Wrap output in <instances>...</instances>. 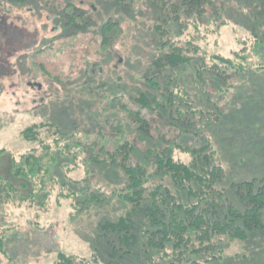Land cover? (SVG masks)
Instances as JSON below:
<instances>
[{
    "label": "trees",
    "instance_id": "1",
    "mask_svg": "<svg viewBox=\"0 0 264 264\" xmlns=\"http://www.w3.org/2000/svg\"><path fill=\"white\" fill-rule=\"evenodd\" d=\"M38 1L13 0L7 10ZM112 1L117 9H130L142 0ZM144 1L159 11L152 26L154 54L128 91L119 85L106 96L104 110L113 113L103 126L77 123L65 129L45 122L20 130L29 148L10 154V178L0 175V255L12 232L2 219L4 208L31 209L37 218L49 211L51 199L58 207L66 202L73 218L102 213L90 234L93 256L58 252L52 264H210L223 258L222 237L243 243L264 232V179L228 182L211 142L223 101L236 88L233 78L264 70V9L246 19L249 40L224 56L198 44L227 25L229 7L222 1ZM52 7L73 36L94 26L77 2ZM6 20L2 38L28 39ZM94 27L99 53L111 55L121 23L108 15ZM29 46L23 45L20 63L29 57ZM92 68L85 70L83 88L90 96L97 89ZM8 154L0 147V157ZM89 165L122 177L113 187L92 185ZM79 169L83 174L73 176Z\"/></svg>",
    "mask_w": 264,
    "mask_h": 264
},
{
    "label": "rangeland",
    "instance_id": "2",
    "mask_svg": "<svg viewBox=\"0 0 264 264\" xmlns=\"http://www.w3.org/2000/svg\"><path fill=\"white\" fill-rule=\"evenodd\" d=\"M71 1L79 3L92 15L96 27L108 15L121 23L123 33L116 39L111 55L99 53L100 38L94 26L83 36L80 33L73 36L72 29L56 20L49 9L51 5L60 6L61 9L64 2ZM219 1L229 7L224 19L227 25L219 30V34L209 37L207 44H198L210 55L221 53L228 56L231 51L241 47L238 42L249 40V32L245 29L249 21L246 19L255 10L264 9V0H258L260 6H256L255 0ZM11 5H14L13 0H0V147L9 150L8 155L0 157V175L4 178L11 176L10 154L21 153L29 148V144L19 135L21 129L45 122L55 123L65 129L77 123L96 122L98 126H103V120L113 113L111 109L109 112L104 110L108 100L106 96L117 93L119 85L127 86L128 91L136 83L135 74L144 69L154 54L152 26L159 14L144 0L130 9H117L112 0H39L37 4L27 2L7 10ZM3 18L7 19V25L22 30L24 35L28 34V39L18 43L16 39L2 38V32L5 31ZM185 32L189 33L191 29ZM25 43L30 45L27 51L29 57L20 63ZM43 47L45 51L36 54ZM95 62L97 65L92 68ZM89 68L93 69L91 77L97 88L93 96L83 89L85 70ZM256 74L233 78L236 88L223 101L224 104L227 102L224 114L233 96L240 99L252 83L260 86L261 93L256 98L258 102L246 106L251 110L243 108L240 120L247 129L251 131L255 128L256 134L263 137L264 77L256 78ZM55 78H59L62 83ZM218 128L219 124L214 128L211 142L223 166L226 180L230 183L246 181L234 180V177H238L234 170L237 163L233 164L232 159L224 153L225 150L221 147L222 152L219 147L216 141ZM222 161L229 164L224 165ZM89 172L91 184L104 188L116 186L118 176L122 177L117 171L94 165H89ZM82 174L83 171L79 169L72 175ZM257 179H264V176ZM67 205L64 202L58 207L51 199L49 211L39 213L37 218L34 210L5 207L2 219L8 222L12 232L7 237L6 253L0 255V264H52L58 252L92 257L95 248L90 234L93 236L96 233V224L102 213L89 212L73 218ZM35 221L40 229L35 228ZM244 243L222 237L223 258L210 264L244 263Z\"/></svg>",
    "mask_w": 264,
    "mask_h": 264
},
{
    "label": "crops",
    "instance_id": "3",
    "mask_svg": "<svg viewBox=\"0 0 264 264\" xmlns=\"http://www.w3.org/2000/svg\"><path fill=\"white\" fill-rule=\"evenodd\" d=\"M260 77H264V70L256 74V78ZM260 93V86L257 87L252 83L250 89L245 95H241L240 99L233 96L228 109L218 123L219 130H217L216 141H218L219 147L225 150L226 156L228 155L230 160L232 159V163H237L234 166V170L238 174V177H234L235 181H247L264 176V136L256 134L255 128L250 131L240 120L243 108L251 110L246 106L258 102L256 98ZM223 164L228 165L229 162L224 161ZM242 255L245 259L242 264H264V233L257 238L246 241L243 244ZM240 263L232 262V264Z\"/></svg>",
    "mask_w": 264,
    "mask_h": 264
}]
</instances>
